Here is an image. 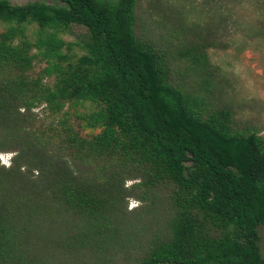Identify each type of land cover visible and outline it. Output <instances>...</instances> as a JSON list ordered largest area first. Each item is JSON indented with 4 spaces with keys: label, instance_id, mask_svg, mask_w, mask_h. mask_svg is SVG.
<instances>
[{
    "label": "trees",
    "instance_id": "trees-1",
    "mask_svg": "<svg viewBox=\"0 0 264 264\" xmlns=\"http://www.w3.org/2000/svg\"><path fill=\"white\" fill-rule=\"evenodd\" d=\"M57 1L0 0V264H264V135L209 45L156 46L139 0Z\"/></svg>",
    "mask_w": 264,
    "mask_h": 264
},
{
    "label": "rangeland",
    "instance_id": "rangeland-1",
    "mask_svg": "<svg viewBox=\"0 0 264 264\" xmlns=\"http://www.w3.org/2000/svg\"><path fill=\"white\" fill-rule=\"evenodd\" d=\"M8 1L60 4L57 0ZM137 18L139 33L143 31L158 47L170 46L174 52L185 43H207L210 60L223 77L221 96L232 105L237 118L252 122L264 135V0H139ZM36 112L45 123L51 121L42 108ZM11 156L0 153V163L8 167ZM132 183L127 182L126 187ZM138 207V201L128 199L127 211L134 213ZM158 220L156 213L146 215L137 231L154 232ZM259 235L264 257V225Z\"/></svg>",
    "mask_w": 264,
    "mask_h": 264
},
{
    "label": "built area",
    "instance_id": "built-area-1",
    "mask_svg": "<svg viewBox=\"0 0 264 264\" xmlns=\"http://www.w3.org/2000/svg\"><path fill=\"white\" fill-rule=\"evenodd\" d=\"M2 164L6 165L7 163H2Z\"/></svg>",
    "mask_w": 264,
    "mask_h": 264
}]
</instances>
